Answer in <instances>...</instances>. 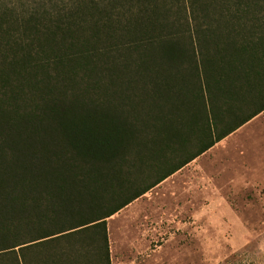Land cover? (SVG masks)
Returning a JSON list of instances; mask_svg holds the SVG:
<instances>
[{"label":"trees","instance_id":"obj_1","mask_svg":"<svg viewBox=\"0 0 264 264\" xmlns=\"http://www.w3.org/2000/svg\"><path fill=\"white\" fill-rule=\"evenodd\" d=\"M264 113V0H0V264H112L107 222Z\"/></svg>","mask_w":264,"mask_h":264},{"label":"rangeland","instance_id":"obj_2","mask_svg":"<svg viewBox=\"0 0 264 264\" xmlns=\"http://www.w3.org/2000/svg\"><path fill=\"white\" fill-rule=\"evenodd\" d=\"M164 182L143 196L158 230L151 264H264V113ZM139 209L107 222L114 264L137 262L124 254Z\"/></svg>","mask_w":264,"mask_h":264},{"label":"crops","instance_id":"obj_3","mask_svg":"<svg viewBox=\"0 0 264 264\" xmlns=\"http://www.w3.org/2000/svg\"><path fill=\"white\" fill-rule=\"evenodd\" d=\"M244 127H242L240 130H243ZM240 130H238L237 132H239ZM234 134H232L231 136H234ZM231 136H229L228 138H230ZM228 138H226L225 140H227ZM225 140H223L222 142H224ZM211 150H209L207 153L200 156L199 158L194 160L192 163H190L189 165L181 169L179 172H177L176 174L168 178V180L171 178H174V176H177L184 169L188 168V166H191L193 164L195 165L196 162H198V160H201V158H204L205 156H207ZM143 198L145 197H142L136 200L135 202L127 206L125 209H123L120 213L116 214L115 216L111 218L112 222H114L117 220V218L122 217L125 214V212H129L134 207L140 208L139 212H137L135 215H132L131 218L126 221V222L132 221L136 224V227L133 230V233L137 236V241L133 242L131 246L128 245L127 251L124 254L125 259H126L125 261H131L130 258L133 255L135 256V258H137V262L132 261L130 262V264H151L152 263L153 251L151 250L152 248L151 244H153V238L157 237V234H158L157 227L152 224V222H156L154 221L156 219V214L153 210L152 205L151 207H148V205L143 207V204L145 203ZM126 231H127V236H129L131 234L130 233L131 230H126ZM143 258H146V259L140 260ZM118 261L121 262V264H126L123 258H118ZM112 264H114V259H113Z\"/></svg>","mask_w":264,"mask_h":264}]
</instances>
